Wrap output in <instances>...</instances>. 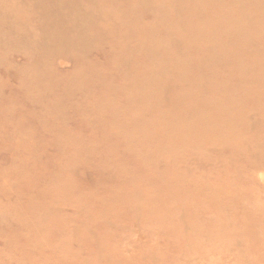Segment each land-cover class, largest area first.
<instances>
[{
    "label": "rangeland",
    "instance_id": "rangeland-1",
    "mask_svg": "<svg viewBox=\"0 0 264 264\" xmlns=\"http://www.w3.org/2000/svg\"><path fill=\"white\" fill-rule=\"evenodd\" d=\"M24 1L33 3L32 0L0 2L14 10ZM173 1L160 0L167 4L163 14L156 19L148 17L150 28L141 29L147 31L145 43L159 52L178 47L179 56L166 63L153 61L145 68L129 65L111 72L106 67L91 82L103 79L119 84L140 73H156L168 81L171 90L163 102L141 115L130 116L136 122L129 123L122 113L116 118L111 116L117 128L106 132L103 118H110L109 114L87 118L86 114L104 97L99 86L96 95H86V87L91 83L80 89L73 87L80 80V70L91 68L87 60L77 62L74 67L72 60L58 57L56 61L62 70L58 72L71 69L69 78L64 79V88L58 90L62 100L71 106L63 117L41 109L39 104L48 99L33 107L26 94L13 89L9 85L11 80L5 75L1 77L0 71V89L6 92L0 95V104L9 103L11 97L15 101L9 115L6 108L0 110V264H264V250H256L263 247L262 238L256 235L254 242L251 237H243L245 227L252 230L259 227L264 235V162L263 167L251 168L250 150L245 152L247 148L257 151L254 145L258 141L262 142L259 148L264 153V114L254 113L256 109L264 110V103L250 101L253 94L248 84L252 82L260 88L254 97L264 101V74L261 78L255 76L260 74L255 64L248 66L246 61L234 64L236 50L227 40L231 34L237 37L240 48L237 53L246 60L250 55L247 38L256 36L264 41V25L253 27L246 20L248 25L244 26L241 22L245 18H240L237 0H178L186 8L178 3L177 8L166 10ZM242 1L246 2L244 9L248 13H252V7L263 9L259 2L238 0V3ZM197 4L205 13L202 17L195 10ZM19 7L18 12L24 10L31 15L29 9ZM86 8L110 24L120 21L110 18L114 11H136L141 15L147 10L143 4L120 0L92 1ZM71 9L85 12L83 8ZM3 11L0 10V23L8 21V14ZM256 16L255 22L264 17L260 12ZM121 23L122 32L131 26ZM19 26L21 31H14L25 40L30 32L39 31L36 26L25 29ZM61 28L49 27L47 31L71 34L82 31V44L87 42L77 51L66 46L65 53L94 55L100 30L90 18L89 24L74 23ZM111 33L117 35L115 30ZM9 36L0 32V56L4 59L10 57L2 45ZM190 40L196 41L194 46L188 44ZM128 42L133 44L135 40L130 38ZM39 44L42 46L38 43L26 50L40 51ZM59 46L63 44L56 47ZM115 48L119 50L122 45ZM23 51V48L15 50L13 61L23 63ZM141 52H145L143 44L135 48V55ZM96 54L100 55L99 50ZM253 60L260 58L254 56ZM121 61L116 57L113 64L117 66ZM241 72L243 81L235 80L233 75ZM219 76L226 80H219ZM45 81L43 75L31 74L33 85L20 88L37 93L35 83ZM69 91L76 94L71 96ZM240 98H246L238 109L243 115L238 122L229 121L227 116L234 114ZM191 106L195 111H191ZM155 113L166 115L176 124L172 128L164 124L159 131L152 124L151 116ZM186 118H191L189 125L177 127V122ZM120 128L135 142L134 158L122 149ZM146 138L152 144L143 141ZM105 146L109 151L116 148V152H111L113 158L105 155ZM138 153L144 158L138 157ZM78 157L97 160L98 165L69 162ZM128 160L129 165H125L123 162ZM150 167L158 177H152ZM125 178L132 185L127 187ZM70 182L80 183L77 194ZM75 200L82 206V214L69 208ZM230 219L237 221L239 227L233 233L228 229L221 234ZM235 231L241 239L234 244L231 241Z\"/></svg>",
    "mask_w": 264,
    "mask_h": 264
},
{
    "label": "bare ground",
    "instance_id": "bare-ground-1",
    "mask_svg": "<svg viewBox=\"0 0 264 264\" xmlns=\"http://www.w3.org/2000/svg\"><path fill=\"white\" fill-rule=\"evenodd\" d=\"M92 1L99 2L100 0H32L33 3L24 1L19 6H22L23 8H25V10L29 9V11L32 12L31 15L29 16L24 13V10H20L18 12L17 9L20 8L19 6L13 7L15 9L12 10V8H9L5 2H0V10H4L3 12L8 14V21L4 23H0V32L8 33L11 35L9 36L7 40L4 41V43H2L4 49H7V53L8 55H10V57L8 59H4V58H1L0 56V59L3 60V61L0 60V71H2L1 77H3L4 75L7 76V78L11 80V83L9 85L13 89L23 91L26 94L27 101H29L33 107L37 106L40 101H46V99H48V102H52L53 105L49 104L47 101L42 102L39 104L41 109L53 112L57 116H62V117L65 114V110L68 111L71 109V106H69L64 100H62L61 95L58 92L59 89L64 88L66 84V82H64V79L69 78V73L71 69H66L62 73L58 72V71H62L61 69L58 68V64L56 63L58 57L65 58V60L66 59L72 60L73 67L76 65L77 62H82L86 60L91 65V68L89 70H80L79 75H78V78H80V80H78L77 82L73 84L74 89H80L85 84L91 83L92 80L95 79L94 77L99 75V73L106 67H110L111 72H117L119 69H123L129 65L135 66L138 68H145L149 66L153 61H156L158 63H166V62H170L171 60H173L175 56H179L178 47H176V49H170L166 52H159L149 43H145L147 40V31L145 29H141V28H150V22L148 20V17H152L153 19L160 17L163 14L162 11L164 9V6L167 4L160 3V0H120L123 2L128 1L130 3L143 4L147 7V10L144 13L141 12V15L138 14L136 11H134L133 13L132 11L129 12L128 10L114 11L109 14L110 18H118L120 21L117 23L110 24V22L104 23L103 17L101 15L94 16L93 14L94 12L91 9L87 10L86 6H90V3ZM250 1L252 3H255V2L261 3L263 6V9L258 8V7H252L253 9L252 13L251 12L248 13V10L244 9L246 2L242 1L241 3H238V0H237V6L241 8L240 18L242 19L245 18L243 19L245 21L241 22L240 20V22L245 26V24L248 25L247 24L248 22L245 23L246 20H248L249 22H251L250 25H252L253 27L255 25H257V27H260L261 25H264V17L262 20L257 19L256 20L257 22H255L254 17H257L256 14L259 12L264 15V1L263 0H250ZM178 3H179L178 0H174L172 5H168L166 7V10H172V9L177 8L179 6ZM186 4L188 5V3ZM72 7L73 9L83 8L85 9V12L83 11L77 12L76 10H72V9L69 10V8H72ZM183 7L186 8V5ZM183 7H181V10L184 9ZM35 9H40V10H35ZM101 9L102 8L100 6L99 10ZM200 9H201V5L197 4L195 7V10H199L197 11V13L200 15V17H202L205 15V13H203V11L201 12ZM259 10H262V11H259ZM89 18L91 19V23L97 26L98 29L100 30V34L96 36L97 43L94 45L96 50L93 56H90L91 54L82 55V52H79L77 54H67L64 52L65 51L64 47L66 46H68L70 48L69 50L71 51H77L86 45L87 42L82 44V42L84 41V33L82 31H76L75 34L73 33L71 34L67 32L49 33L47 31V28L49 27L61 28V26H65L69 24L71 25L74 23H81V24L88 23L89 24ZM219 19L221 20L222 18L219 16ZM121 22H126V24L127 23L130 24L132 27L131 26H129L128 28L126 27V29L122 32L121 26H120V24H122ZM31 23H33L34 25H30ZM137 23H139L138 25L140 28L137 27ZM19 24L22 25V29H25L28 27L30 28L31 26H36L39 31L37 34H31L30 32V36L28 37V39L26 40L22 39L14 31V30H16L17 32L21 31ZM236 27H239V25L238 26L236 25ZM111 30L117 31V35L116 36L112 35ZM130 38L134 39L135 43L130 44L128 42V39ZM94 40L96 42L95 38ZM227 40L231 42V47L233 48V50H236V53L233 54L234 64L238 63L239 61H246L248 66H250L251 64L257 65L258 66L257 68L260 70V74L255 75V76H257L258 78H261L262 75L264 74V41L258 39L256 36L248 37L247 41H248L250 55L248 59L243 60L239 55L240 52H238L239 54L237 53V49L240 50L237 37H234L231 34ZM195 42L196 41L194 40H190L188 44L194 46ZM38 43H42V46L40 44L39 45L41 46L40 48L44 51V53L42 52V50L36 51V52L35 51L30 52L26 50V47L31 48L32 46L34 47ZM59 44H63V46L56 47ZM107 44L109 45V48L107 47ZM117 44H121L122 48L119 50H116L115 46ZM142 44L145 49V52H141L135 55V48L141 46ZM250 47L253 49H251ZM22 48L25 49V51H23L22 53V56L24 57L25 61L23 63H16L15 61H13V59L16 57L15 55H13V52H15V50H22ZM97 50H99L100 55L101 54L103 55L102 57L96 54ZM254 56L260 58V60H253ZM116 57L122 60L117 66L113 64V61L115 60ZM69 58H73V59H69ZM34 62H36V65H34ZM10 71L14 72V74H11ZM31 74H34L36 76L43 75L44 79L46 80L45 82L35 83V90L37 91V93L27 92L26 90L20 88L22 86L33 85L30 82ZM233 76H234V79L238 81H243L244 79L243 77L244 74L242 72L240 73V75H233ZM13 79L17 81L16 84L13 81ZM218 79L221 81L226 80L224 76H219ZM248 84L252 86L250 93L253 94L250 97V101L251 102L257 101L260 103H264V101L261 100L260 98L254 97V93L261 91L260 88L256 87V85H254L252 82ZM97 86L101 87L104 90V97L99 98V101H97L96 106L92 109L91 112L87 113L86 116L89 119H96L97 116L105 115L106 117V115L109 114L110 118H107L108 116L106 118H103L104 119L103 127L106 132H108L113 127L117 128L116 122H113L111 116L116 118L122 113L123 115L126 116V119L129 123L136 122L130 119V116L141 115L155 108L157 104H161L163 102L165 94L171 90V85L169 84V82L166 81L165 79L164 80L161 79V77L156 73H148V74L140 73V74L135 75L129 81L120 82L119 84L114 83V81H105L103 79H99V81H96L95 83H91L90 85L86 87V90H85L86 95L88 96L90 94L96 95ZM109 91L114 94L109 95L110 94ZM4 93H6L5 90L0 89V95L2 96ZM75 94H76L75 91H69V95L73 96ZM131 94L134 96L133 98H131ZM123 97H124V100H121V98ZM245 100L246 98H240L236 101V106L234 108V114L232 113L231 117L227 116V119L229 121L231 120H234V121L237 120V122L240 121V118L243 114L238 109L242 106ZM14 103L15 101L11 97L9 103L0 104V110L3 111V108H6L4 110H6L8 112L7 115H9L10 113L13 112ZM112 103L114 104V107L109 106ZM178 107L179 106H177V110H178ZM123 108L124 110H122ZM191 111H195L194 106H191ZM254 113L264 114V110L256 109ZM21 116L24 117L23 114ZM83 116H85V114ZM151 117L153 119V123H152L153 126L155 128H158L159 131H162V126L164 124H166V126L170 128L174 127V125L176 124V122L169 121L168 117L161 113L152 114ZM253 117L256 118L255 115ZM190 120L191 118H186L182 121H178L177 127L178 126L179 127L188 126ZM235 126L237 125L235 124ZM130 128H132V126H128V129ZM119 134L121 135L122 149L127 154L131 155V157L134 158L136 155L135 152L137 151V147L135 145L134 140L128 136H125L124 131L121 128L119 130ZM188 138H191V137H188ZM257 139L259 140V138ZM143 141L149 144H152V141L149 140L148 138L144 139ZM251 141L252 140H250V143H252ZM262 141H264V138ZM222 142L227 144V142L225 141H222ZM247 142L248 141H246V143ZM261 144L262 142L256 141V144L254 146L256 147L257 151H255L254 149H249V148L245 149V152L247 153H249V150H250V156H251V159L253 160V163H252L253 165L251 166V168H253L254 166L263 167L262 165L264 162V153L261 154V150L259 148ZM219 145H220L219 146L220 148H224L223 146H221L222 145L221 143H219ZM215 147H218V146H215ZM251 147L252 146H250V148ZM103 151L105 152V155L108 158H113L114 155L112 153L116 152L117 150L116 148H110V151H109L107 146H105L103 148ZM160 152H162V149L160 150ZM166 154L168 153L166 152ZM138 157L143 159L144 155L141 153H138ZM130 160L123 162V163L125 165H129ZM69 162L74 163V164H90L92 162H95L96 165H98L97 160L88 161L86 158H79V157L73 158ZM182 167H185V166H182ZM216 167H220V166H216ZM195 168L196 167H194V169ZM149 169H150L149 172H151L152 177H158V174L153 172L151 167ZM124 182L127 187H129V185L131 184V181L127 178L124 179ZM70 183H71L70 185L71 189L77 194L80 183H72V182ZM69 208H73L75 211H77L80 214H82L83 212L82 206L78 205L77 200L72 201L71 206H69ZM260 226L262 228V225ZM236 227H239V224L237 223V221L235 220L233 221L232 219H230L226 228L221 230L222 232L221 234H224V232L228 229H230L233 233V230H236ZM245 228H246V231H244V235H243L244 239H246L245 236H247V237L253 238L252 240L250 239V241H254L256 240L255 239L256 235H258L257 237H261L264 242V235L262 234L261 230H259V227L255 229L256 231L248 227H245ZM251 230L253 231V233ZM233 236L234 237L231 243L235 244V241L238 243V241L241 238L237 235L236 231ZM224 239L227 240L226 238ZM225 240L222 239V241H225ZM256 243H254V245H256ZM261 245L263 247L262 248L257 247L256 250H264V244H261Z\"/></svg>",
    "mask_w": 264,
    "mask_h": 264
}]
</instances>
